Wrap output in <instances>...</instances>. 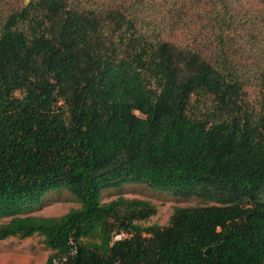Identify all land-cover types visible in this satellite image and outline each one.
I'll return each mask as SVG.
<instances>
[{"label":"trees","instance_id":"obj_1","mask_svg":"<svg viewBox=\"0 0 264 264\" xmlns=\"http://www.w3.org/2000/svg\"><path fill=\"white\" fill-rule=\"evenodd\" d=\"M24 2L0 0V241L41 237L43 264H264V0ZM130 184L199 204L142 226L152 204L101 203ZM59 191L78 206L26 215Z\"/></svg>","mask_w":264,"mask_h":264},{"label":"rangeland","instance_id":"obj_2","mask_svg":"<svg viewBox=\"0 0 264 264\" xmlns=\"http://www.w3.org/2000/svg\"><path fill=\"white\" fill-rule=\"evenodd\" d=\"M27 2V1H26ZM248 5V4H247ZM245 6H242V8ZM249 10L259 9L255 4L248 5ZM264 32V29L261 30ZM245 102L255 105L261 93L252 85L242 89ZM264 96V92H262ZM117 196L129 199L143 200L155 207V215L150 217L142 226L155 224L163 227L174 207H186L199 204L195 199H180L172 197L165 192L157 191L146 185L130 184L121 186L119 189L106 190L101 193V203L113 200ZM75 200L64 191L48 194L44 197L41 205L28 212L27 216L35 217H59L68 210L76 208ZM6 220H0L5 223ZM48 251L41 243V237L33 235L30 238L19 240L8 238L0 241V264H43Z\"/></svg>","mask_w":264,"mask_h":264},{"label":"built area","instance_id":"obj_3","mask_svg":"<svg viewBox=\"0 0 264 264\" xmlns=\"http://www.w3.org/2000/svg\"><path fill=\"white\" fill-rule=\"evenodd\" d=\"M118 238H119V236L115 237V239H118Z\"/></svg>","mask_w":264,"mask_h":264},{"label":"water","instance_id":"obj_4","mask_svg":"<svg viewBox=\"0 0 264 264\" xmlns=\"http://www.w3.org/2000/svg\"><path fill=\"white\" fill-rule=\"evenodd\" d=\"M26 1H27V0H25L24 4L26 3ZM205 253H206V251H205Z\"/></svg>","mask_w":264,"mask_h":264}]
</instances>
